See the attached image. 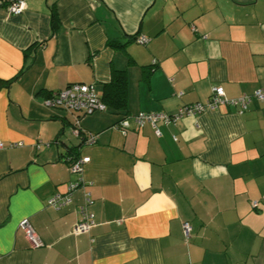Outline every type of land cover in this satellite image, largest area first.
Returning a JSON list of instances; mask_svg holds the SVG:
<instances>
[{
	"label": "crops",
	"instance_id": "1",
	"mask_svg": "<svg viewBox=\"0 0 264 264\" xmlns=\"http://www.w3.org/2000/svg\"><path fill=\"white\" fill-rule=\"evenodd\" d=\"M16 1L26 8L12 15ZM114 71L125 72L126 111L48 105L72 84L101 96ZM217 86L251 96L247 111L223 105L138 129L141 113L175 115ZM258 90L264 0H0V141L23 143L0 150V264H264ZM77 122L93 145L72 135ZM67 155L90 162L75 174ZM78 180L69 206L48 205ZM86 194L96 226L73 235ZM23 220L43 247H30Z\"/></svg>",
	"mask_w": 264,
	"mask_h": 264
},
{
	"label": "built area",
	"instance_id": "2",
	"mask_svg": "<svg viewBox=\"0 0 264 264\" xmlns=\"http://www.w3.org/2000/svg\"><path fill=\"white\" fill-rule=\"evenodd\" d=\"M26 4L24 1L12 2L8 5V12L12 15H19L24 12ZM138 44L145 45L148 42L146 37H138L136 39ZM253 97L264 100V92L258 90L254 93ZM251 96H242L237 99H229L222 87H214L210 98L204 103H196L193 105L185 106L179 109L175 115H168L165 113H141L135 118L138 129L144 128L146 125H151L154 129L158 128L160 123L165 125L176 122L177 120L185 116H195L204 111L216 110L220 106L237 107L240 114L247 111L251 102ZM48 105L60 108L68 112L78 113L80 115H91L94 112H104L108 108L101 99L100 93L96 84H72L64 90L55 92L51 99L48 101ZM72 135L77 139L82 140L86 145H93L96 142V136L84 133L77 125L71 130ZM23 143H12L9 145L0 141V150L6 148L22 147ZM69 169L79 174L82 172L85 164L90 162L89 157L73 158L69 157ZM86 184L81 180L72 182L68 185L65 193H57L48 200V205L54 209H61L69 206L72 203L73 193L85 187ZM92 204V199L89 194L85 195L84 204L79 208V220L75 224L72 234L79 235L89 233L95 226V215L88 210V206ZM253 208L258 207L257 202H253ZM20 228L24 232L25 238L28 241L32 249L41 248L44 246L38 234L35 232L31 223L28 220H23L20 223ZM184 236L189 239L191 236V226L189 223L183 225Z\"/></svg>",
	"mask_w": 264,
	"mask_h": 264
},
{
	"label": "trees",
	"instance_id": "3",
	"mask_svg": "<svg viewBox=\"0 0 264 264\" xmlns=\"http://www.w3.org/2000/svg\"><path fill=\"white\" fill-rule=\"evenodd\" d=\"M58 18L56 13L53 14L54 30L57 29ZM101 99L104 104L115 111H126L127 109V81L125 72L114 71L109 83L103 85L101 90ZM83 143V142H82ZM70 157V155H67ZM66 157V161L70 162ZM78 158V157H73Z\"/></svg>",
	"mask_w": 264,
	"mask_h": 264
}]
</instances>
